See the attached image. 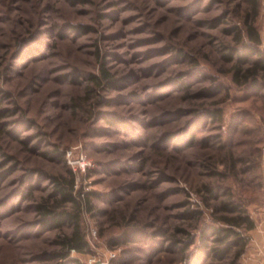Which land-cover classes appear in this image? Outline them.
<instances>
[{"label":"rangeland","instance_id":"1","mask_svg":"<svg viewBox=\"0 0 264 264\" xmlns=\"http://www.w3.org/2000/svg\"><path fill=\"white\" fill-rule=\"evenodd\" d=\"M247 8L0 0V264L61 262L59 240L73 226L43 225L37 206L59 196L54 177L70 171L89 242L71 256L84 264H264L255 245L264 159L248 161L264 154V74L256 88L234 80ZM257 25L264 48V0ZM217 107L222 115L208 117ZM230 201L256 220L237 228L247 240L239 257L238 247L214 253L211 231L202 245L205 227L228 225L222 217L235 213L220 206Z\"/></svg>","mask_w":264,"mask_h":264},{"label":"trees","instance_id":"2","mask_svg":"<svg viewBox=\"0 0 264 264\" xmlns=\"http://www.w3.org/2000/svg\"><path fill=\"white\" fill-rule=\"evenodd\" d=\"M248 8L245 10L242 16V26L236 27L235 39L242 45V51L239 55L240 61L247 62V67H242L241 64L235 67L234 80L241 82L242 84H250V87H257L259 85V76L264 74V48H262V34L257 25V18L260 14V0H246ZM182 55V52H179ZM187 56V54H185ZM250 56V59H248ZM192 63H197L194 57H191ZM94 80L98 81L97 75L91 76ZM103 78H106L109 83H113L111 74L108 70L103 68ZM178 80V79H177ZM100 83V81H98ZM181 82V86L183 83ZM5 115V112L0 111V116ZM222 115L221 108L210 109L207 112L208 117H213L214 120ZM110 122H116L115 119L110 118ZM193 136V135H192ZM193 138V137H192ZM256 142V140H255ZM261 143L262 140H257ZM257 152V153H256ZM255 152V158L249 155L248 161L256 164L261 163L262 148L258 147ZM232 155V154H231ZM254 163V164H255ZM227 168L235 170L236 159L230 156L226 162ZM255 168V165H252ZM71 178L63 180L59 177H54L55 187L57 194L59 195L54 200L45 198V202L38 204L37 208L41 215V222L43 225H49L51 227H62L66 224L73 226L72 233L64 235L59 241L62 243V249L57 252V257L61 259L57 264H84L78 258L72 257V251L78 253H85L89 250V242L85 237V233L82 230L80 212L81 203L74 195L75 187V175L73 171H70ZM263 187V182L259 183ZM204 190L209 194H213V189L205 185ZM70 204V207L64 206ZM221 210L235 213L234 215H225L222 219L228 224L227 226H209L204 228L202 245L206 246V234L212 232L215 237L216 244L213 246V252L217 255H227L232 251L234 247H238L236 257H239L247 245V240L244 235L241 234L237 228H242L244 231H250L255 229L256 220L252 217L245 208H240L239 205L231 204L230 202H224L220 206ZM112 264H128L126 259H119L116 263Z\"/></svg>","mask_w":264,"mask_h":264},{"label":"crops","instance_id":"3","mask_svg":"<svg viewBox=\"0 0 264 264\" xmlns=\"http://www.w3.org/2000/svg\"><path fill=\"white\" fill-rule=\"evenodd\" d=\"M263 159H264V154H263ZM259 229L260 227L264 228V220L260 223V225L257 226ZM255 240H256V251L259 252L258 259H262L264 256V230L262 231H256L255 233ZM263 252V253H261ZM263 254V255H262Z\"/></svg>","mask_w":264,"mask_h":264},{"label":"built area","instance_id":"4","mask_svg":"<svg viewBox=\"0 0 264 264\" xmlns=\"http://www.w3.org/2000/svg\"><path fill=\"white\" fill-rule=\"evenodd\" d=\"M86 162L83 160V161H79V166H80V168L82 169V170H85V166H86ZM115 253H113V255H112V258H114L115 257ZM102 264H108V262H103Z\"/></svg>","mask_w":264,"mask_h":264}]
</instances>
